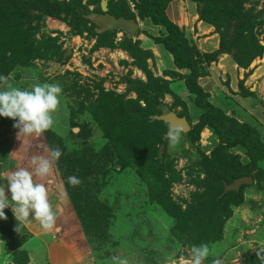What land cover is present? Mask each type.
<instances>
[{"label":"rangeland","instance_id":"374dc122","mask_svg":"<svg viewBox=\"0 0 264 264\" xmlns=\"http://www.w3.org/2000/svg\"><path fill=\"white\" fill-rule=\"evenodd\" d=\"M56 1H76L80 6L76 5L74 14L68 17L55 9V14L61 15L58 18L47 13L51 10L47 6L30 4L29 22L36 52L32 53L29 68L0 81V89L13 86L30 90L38 83H56L62 88L60 104L52 113L51 128L39 135H18L19 130L13 127L15 121L0 117V184L5 185V195L10 197L6 176L20 167L34 171L32 158L49 157V146L61 143L60 147L82 151L85 161L86 157L87 161H95L96 157L108 172L106 185L97 186L90 181L85 164L73 165L69 174L65 166L55 161L47 176L34 175L33 181L48 191L56 224L52 230H44L30 215L31 222L16 232L14 214L10 208L5 209L7 219L0 221V264H185L191 258V248L202 243L210 249L202 264H214L216 260L222 264H245L246 257L264 255V161L257 160L259 164L255 166V158L261 157L255 150H248L241 140L243 135L236 133L237 126H251L249 117L240 116L236 108L230 109L240 102L238 98L254 96L255 92L243 87L252 69L240 68L226 52H201L208 57L201 64L204 72L197 84L207 95L206 101L226 116L224 122L231 119L234 124L233 138L226 142L222 138L226 132L216 135L211 122L195 105L198 96L186 88L184 79L188 72H177L171 56L153 42L159 28L139 18V0L111 2L112 6L126 3L129 14L137 21L139 30L131 39L120 29L101 32L96 24L97 16L102 14L100 0ZM240 1L244 11L253 9L259 13L263 23L255 27L253 34L264 48V0ZM22 7L24 0H14L15 11L20 12ZM204 7L201 4L199 11L204 13ZM172 11L178 18L184 17L185 12L187 18L191 14L200 21L194 2L171 0L166 16H172ZM79 14H84L83 19ZM170 18L176 26L179 24V19ZM202 23L214 34L222 27L219 21H215L218 28ZM179 30L188 46L195 48L197 33ZM263 54L254 62L261 64L258 59ZM224 55L236 67L233 70L249 71L243 72V80H236L235 71L218 65L219 57ZM160 80L168 83L167 87H162ZM229 85L238 89L233 97L225 91H229ZM140 108L137 115L127 119ZM166 113L185 118L190 126L175 146H170L165 138L168 125L157 120ZM117 128L126 131L132 148H136L140 137L148 143L141 159L123 166L127 149L114 145L110 135L115 134L117 141ZM122 144L129 145L126 140ZM161 145L164 149L159 157ZM114 150L124 151L118 157ZM223 154L231 157L244 173L256 176L260 184L252 180V185L243 189L240 203H228L229 213L224 205L215 218L211 212H215L224 195L231 193H223L222 188V193L214 198L220 188L213 185L212 178L219 176L217 169L223 163ZM92 155L95 157L89 159ZM69 176L77 177L80 183L69 184ZM224 184L227 183L222 181L223 187ZM166 199L183 212L191 207V214L185 217L189 228L194 229L192 236L175 231L174 218L164 205ZM213 218L209 236L203 229L205 221ZM217 234L220 236L215 239Z\"/></svg>","mask_w":264,"mask_h":264},{"label":"trees","instance_id":"16d2710c","mask_svg":"<svg viewBox=\"0 0 264 264\" xmlns=\"http://www.w3.org/2000/svg\"><path fill=\"white\" fill-rule=\"evenodd\" d=\"M112 1L114 0H109L110 3L107 5L109 14L116 18L123 17L125 19H134V16L129 14L130 11L126 6V3L119 2L112 6ZM188 1L190 3L194 2L198 6V11L201 4L205 6L204 13L203 10H200L198 12V14H200V21L206 24L209 23L215 28H218V26L215 24V21H219L220 24H222L220 30L218 28L216 31V34H218L219 36L218 49L212 54L218 55V53L220 52V54H222V52H226V54H230L232 56L236 65L244 69L250 67V65L263 54L264 48L259 44L253 34L255 27L258 24L263 23L262 20L258 18L259 13L255 14L253 9L244 11V9H242L240 0ZM139 2L140 3L137 6L139 18L142 21H147L151 26L159 28L158 36H155V38L152 37L153 42L156 45L161 46L164 51L171 56L173 67L175 70H177V72L180 70H185L188 72L184 76V79L187 85L186 88L191 93L198 96V99L195 101V105L202 112V116H204L203 118H206L211 122V128L214 130L215 134L220 137L223 133L226 132V134L222 138L226 140V142L230 141L233 138L232 129L234 127V124L231 123V119L224 122L223 118L226 119V116L219 108L214 107L206 101L205 97L207 95L202 94V91L197 84L198 78H200L201 74L204 72L203 67L201 68V64L208 56L203 55V53H201L197 47L190 48L187 44V40L185 39V35L179 30L178 26L172 23L166 16L165 11L171 0H139ZM30 4H40L39 6H47L51 9L50 11H47V13L51 12L49 13L50 15L57 16L58 18L61 15L59 14L58 16V14H55V9L61 11L64 16H67L74 14V10L77 5L76 1L72 3H62L56 0H24L25 7H22L20 12H17L13 8L14 0H3V2L0 3V76H3L5 78H8L11 74L27 70L29 68V63L34 57L32 53L36 52L33 46L34 33L29 22V9L32 8L30 7ZM79 6L80 4L77 5V7ZM79 15H81L83 19L84 14ZM75 16L80 18V16H77L76 14ZM23 19H27L28 22H25ZM145 35L149 38L151 37L147 33H145ZM8 52L10 53V55L7 54ZM172 72L175 75H178L176 71L174 72L173 70ZM160 83L162 87H167L168 85V83L162 80H160ZM164 92H167V89L164 90ZM141 110L142 109L140 108L136 112L132 111L127 119L131 116L137 115L138 111ZM244 126L247 127L243 128V126H237L236 133L243 135L241 140L246 145L248 150H255V152L261 157L259 159H257V157L255 158V166H257L259 164L257 160L264 161V141L261 139V136L255 127L252 128L253 126L249 125ZM116 131H118V134L116 135V137H118L117 141L115 140V134H110L112 135L113 144L127 149L125 151L126 160L123 166L131 161L141 159L144 155L143 150L148 149V143H145V141H143V138L140 137L138 139L136 148H132L131 141H129V143L127 142L126 131L123 128H117ZM53 138L55 137L53 136ZM246 138L248 141L246 140ZM124 140H126V144H129L127 147L122 144ZM135 143L136 141L133 144ZM59 145H61V143L58 144V146L52 143L49 147L50 149H60L62 155L56 162H58L62 167L65 166L66 168L64 169L69 170V174L71 173L70 170H72L71 167L73 165L83 166L85 164L86 168H89L88 172H90V181H92L93 183H97V186L106 185L108 172H105L103 165L100 166L98 164L95 155H92L89 158L93 159L95 157V161H87V157L85 161L82 158V151L70 150L68 147H60ZM122 151L124 150H114V155L120 157ZM151 151L152 150H147V153H150ZM222 159H224L223 163L218 167L219 169H217V174L219 176H217V179L212 178L213 182H215V184L213 183V185L220 188L219 192L214 194V198H216L218 194L222 193V181L226 182L227 184H231L236 179L242 177H251L252 180L260 184L256 176L252 175L250 172L244 173L243 169H241L239 165H236L231 157H229L227 154H223L221 160ZM97 166L101 167L103 172L101 168H96ZM96 170L99 172H97ZM96 173L99 176H96ZM261 177L264 181V173ZM91 186H94L96 187V189H98L95 184H92ZM245 187H247V185L241 186L238 192H231L227 195H224L220 200L221 203L219 204V206L215 208V212H211V214H213L215 218H217V210H219L224 205H227L228 209L229 204L234 206L240 203L241 193ZM164 205L165 208H168V210L170 211V216L172 215V217L174 218L173 227L175 231L184 236H192V233H195L194 229L189 228L188 220L185 217V214H191V207L183 212L182 210H180V207H178L170 199H166ZM227 212L229 213V209ZM215 218L205 221L206 224L203 231L206 232V234L209 236L211 234L208 231L211 230V223ZM220 225V230H222V222L220 223ZM219 236L220 234H217L215 239H217ZM212 239L213 238H211V240ZM244 263L264 264V255H257L256 257L252 258L246 257Z\"/></svg>","mask_w":264,"mask_h":264},{"label":"clouds","instance_id":"9594fccd","mask_svg":"<svg viewBox=\"0 0 264 264\" xmlns=\"http://www.w3.org/2000/svg\"><path fill=\"white\" fill-rule=\"evenodd\" d=\"M5 77L0 76V81ZM62 88L56 83L35 84L30 90L7 86L0 89V117L15 121L14 128L18 135H39L53 125L52 113L60 104ZM183 127L169 126L166 139L170 146H175L181 139ZM49 157H33L34 171L24 167L16 169L6 176L10 197L5 195V185L0 184V221L7 219L4 210L10 208L17 221L15 231L19 232L24 224L30 223L31 217L37 219L44 230L50 231L56 224V215L52 211L48 191L43 184L35 183L33 176L45 177L51 170L52 163L62 155L59 148H51ZM68 183L75 186L80 180L75 176L67 178ZM66 195V194H63ZM59 229H57L58 231ZM207 244L191 248V258L185 264H202L209 256ZM214 264H222L216 260Z\"/></svg>","mask_w":264,"mask_h":264},{"label":"crops","instance_id":"0c3cea01","mask_svg":"<svg viewBox=\"0 0 264 264\" xmlns=\"http://www.w3.org/2000/svg\"><path fill=\"white\" fill-rule=\"evenodd\" d=\"M176 12L174 13L172 11V16H169L167 14L168 19H170V21L172 22L173 20H171L170 17H175L180 20L179 24H177L179 28H185L186 30L191 32L193 30L194 34L197 33V40L195 45L200 52L213 53L218 49V38L209 26L203 25L202 22L198 21V19H196V17L192 16L191 14H188L187 18L185 12L183 14L184 17L182 16V18H178L179 15ZM228 57L229 56L225 55L219 57L218 65L224 66V69H226L227 67L230 71H235V79L238 81L243 80V72L249 71L233 70L236 67L234 66L233 68L234 64H232V62L228 60ZM258 62L261 64H257L256 62L252 63V66H250V70L252 69L251 72H249L250 75L246 80L244 79L245 82H243L244 89L250 93L255 92L254 96H250V98L245 99L238 98L240 102L233 104L230 109L231 111H234L233 108H236L238 114L242 117H244V115L248 116L250 125L256 128L264 141V54L261 60L258 59ZM206 79H209V77H206ZM249 83H252L251 86H248ZM228 90L229 91H225L228 92L231 97H233V95L238 92V89L237 91H235V88L232 85L230 86V88H228ZM222 92H224V90H222Z\"/></svg>","mask_w":264,"mask_h":264},{"label":"water","instance_id":"95a60500","mask_svg":"<svg viewBox=\"0 0 264 264\" xmlns=\"http://www.w3.org/2000/svg\"><path fill=\"white\" fill-rule=\"evenodd\" d=\"M108 1L100 0V10L101 13L96 18V24L101 29V32H111L115 29H120L128 39L134 38L137 31L139 30V25L135 19H125L123 17L116 18L108 13ZM157 120L164 122L169 126L180 125L183 127L182 133H186L190 130L188 121L185 118H180L173 113H166ZM166 138V135H165ZM164 145H161L159 150V157L163 152ZM253 183L251 177H242L234 180L231 184H224L223 193L228 192H238L241 186H250Z\"/></svg>","mask_w":264,"mask_h":264}]
</instances>
